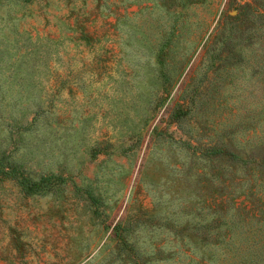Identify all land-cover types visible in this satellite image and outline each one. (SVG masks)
<instances>
[{
	"label": "rangeland",
	"instance_id": "rangeland-1",
	"mask_svg": "<svg viewBox=\"0 0 264 264\" xmlns=\"http://www.w3.org/2000/svg\"><path fill=\"white\" fill-rule=\"evenodd\" d=\"M0 174V264H264V0H0Z\"/></svg>",
	"mask_w": 264,
	"mask_h": 264
},
{
	"label": "trees",
	"instance_id": "trees-1",
	"mask_svg": "<svg viewBox=\"0 0 264 264\" xmlns=\"http://www.w3.org/2000/svg\"><path fill=\"white\" fill-rule=\"evenodd\" d=\"M14 170H15V168H13ZM4 173H8V172H4ZM9 174V173H8ZM1 175V174H0ZM10 175V174H9ZM24 182H22L21 181V183H24L25 184V180H23ZM41 191V189H40V187H36V185L35 184H33V185H31V187H30V189H29V191L26 193V194H34V193H38V192H40Z\"/></svg>",
	"mask_w": 264,
	"mask_h": 264
}]
</instances>
